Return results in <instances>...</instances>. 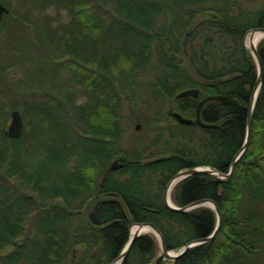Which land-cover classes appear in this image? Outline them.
<instances>
[{"label": "trees", "instance_id": "trees-1", "mask_svg": "<svg viewBox=\"0 0 264 264\" xmlns=\"http://www.w3.org/2000/svg\"><path fill=\"white\" fill-rule=\"evenodd\" d=\"M0 1L10 9L0 29L11 26L7 39L16 42L12 59L0 64V264H109L137 223L155 225L169 251L210 236L218 224L214 209L175 211L164 191L181 170L212 166L228 173L244 144L259 75L245 41L252 29L264 28V0H19L13 8ZM51 7L57 26L46 16ZM28 46L46 55L54 75L68 71L81 101L64 89L68 84L50 86L40 69L42 79L28 70L30 83L8 79L12 67L29 63ZM257 49L264 71V39ZM188 64L220 83H196ZM149 68L158 69L155 81L137 75ZM189 88H200L201 96L234 95L239 103L207 102L202 120L216 126L202 127L198 99H175ZM124 102L133 122L160 125L147 144L123 145ZM161 105L194 122L178 121L173 111L166 117ZM20 107L24 131L11 138L6 125ZM115 160L122 166L100 186ZM170 198L178 207L213 200L222 217L213 241L172 264H264V73L251 139L232 176L191 175ZM160 253L157 236L143 233L120 264H165Z\"/></svg>", "mask_w": 264, "mask_h": 264}, {"label": "water", "instance_id": "water-1", "mask_svg": "<svg viewBox=\"0 0 264 264\" xmlns=\"http://www.w3.org/2000/svg\"><path fill=\"white\" fill-rule=\"evenodd\" d=\"M10 13V9L3 4L0 1V24L3 20V17L5 14ZM254 31H260L264 33V28H255L252 29L250 32H254ZM249 32V33H250ZM248 33V34H249ZM247 34V36H248ZM246 36V37H247ZM245 46L246 48H248L251 53L253 54L257 65H258V71H259V75H258V79L256 82V85L254 87V90L252 92V96L249 102V106H248V114H247V129H246V138L244 141V144L242 145V147L238 150V152L235 154V156L232 159L231 162V167L228 173H224L219 171L218 169L212 167V166H201V167H195V168H191V169H185V170H181L179 171L176 175H174L172 177V179L168 182L165 191H164V203L167 207L178 211V212H186L192 209H195L197 207L200 206H209L212 209L215 210L217 216H218V224L216 229L214 230V232L207 237L204 238H200V239H196L193 240L192 242H190L189 244H187L186 246H184L182 248V250L180 252H178L177 254H172L171 251H169L166 248L164 239L162 237V234L160 232V230L153 224L151 223H137V224H132L130 226V239L128 241V243L126 244L124 250L121 252V254L114 259L112 262H110L109 264H120L125 257L128 255L130 249L132 248V246L134 245V242L136 241V239L142 235L144 232H142L143 228L145 226H149L152 228L153 233L157 236V238L160 241L161 244V249H162V256L166 259H170V260H177L178 258H180L181 256H183L190 248H193L195 246L204 244V243H208L211 242L215 239L217 233L220 230L221 227V223H222V217H221V212L220 209L218 207V205L210 199H202V200H198L195 202H192L186 206L183 207H178L175 206L174 203L172 202L171 198H170V194L171 191L173 189V187L175 186L176 183H178L179 181L191 176V175H195L198 173H207V174H212L215 175L221 179L227 180L229 179L234 170H235V166L238 162V160L241 158V156L244 154V152L246 151L250 139H251V131H252V118H253V111H254V106L258 97V93H259V89L262 83V79H263V63L260 57V54L258 52L257 49V45H248L246 44L245 41ZM186 71L189 74V76L198 84L203 85V86H216L220 83L221 79H215V80H211V79H206L203 78L202 76H200L197 71L194 69V67L191 64L186 65ZM201 96V90L200 88H189V89H185L182 90L181 92H179L175 99H182V98H187V97H193L195 99H200ZM210 101H218L221 103H225V104H238L239 101L238 99L234 96V95H224V94H215V95H208L205 96L204 98H202L198 104H197V108H196V121L202 126V127H206V128H211V127H215V124H208L205 123L202 120L201 117V111L203 109V107L205 106V104L207 102ZM11 115V122L8 126V129L6 131V135L11 137V138H18L22 135L23 131H24V127H25V122H24V118L23 115L21 113V111L19 109H13L10 112ZM173 116L180 122L182 123H187V124H191L194 122L193 119L191 118H187L185 116H183L181 113L179 112H174ZM163 158H158V159H154L153 161H159L162 160ZM122 166V163H120L118 160H115L109 167L108 169L104 172L103 176L99 179V185L102 186L103 182L105 181L107 175L114 169H117L119 167ZM138 226L137 230L132 234L131 229L133 226Z\"/></svg>", "mask_w": 264, "mask_h": 264}, {"label": "rangeland", "instance_id": "rangeland-1", "mask_svg": "<svg viewBox=\"0 0 264 264\" xmlns=\"http://www.w3.org/2000/svg\"><path fill=\"white\" fill-rule=\"evenodd\" d=\"M10 2V6L13 8L15 5H19L22 2H19V0H8ZM21 1V0H20ZM26 3V1H25ZM25 5V4H24ZM23 5V6H24ZM7 6V5H6ZM21 6V7H23ZM24 8V7H23ZM57 10L53 7L48 9V12L46 13V16L49 17L51 19V23L53 26H57L58 24V18H54L56 17L57 14ZM62 16H60V19L62 20H67V16L64 13H61ZM54 18V19H52ZM201 18V17H200ZM12 30L11 26H7L6 24H4V26L0 29V64H5L6 62L9 61V59H12V54L9 53V51H11L10 49L13 48L14 44L16 42H14V39H7L8 36L10 35ZM251 35V32L248 34V36ZM247 36V37H248ZM246 37V39H247ZM264 39V37L262 38ZM261 39V40H262ZM259 40V42L261 41ZM258 42V43H259ZM258 43L256 45H258ZM15 52V51H13ZM21 52H15L14 54L16 56H20ZM27 53L28 55H30V59H29V63H27L25 66H15L12 67L11 70L9 71L7 77L9 80L18 82H24L22 84L25 83H30L31 82V78L30 75L32 74V72H28V70L31 69H35V73L33 74L34 77L38 78V79H42L43 76L41 74V72H45L47 75L46 77H44V79L46 80L48 78V83L49 85H63V83L68 84V86L66 85L64 87V89H68L70 91H74L78 93V97L80 96V100L82 99L81 97V89L75 85L74 82H72V79L70 78V75L68 73V71L66 69H63L62 72L59 75H54L53 72L55 70V67L49 63L46 62L45 60V54L40 52L39 50H37L36 48L33 47H29L27 48ZM36 69H40L41 72L39 73V71H37ZM158 69H147V70H141L138 72V76L142 78V80H156V77L158 76ZM67 82V83H66ZM0 90H2L1 85H0ZM46 90V89H45ZM49 90L51 92H55L56 89L54 88H49ZM37 93L36 98L40 97L39 94V90L35 91ZM1 91H0V96H1ZM34 98V97H32ZM145 104L143 102L139 101V107L143 108ZM164 105H161L159 108V111L163 112V115H166V117H168V113L170 111L174 112H178L177 110L171 109V107L169 108H163ZM8 108V107H7ZM20 111L22 110V107L18 108ZM9 110V108L7 109ZM12 111V110H11ZM123 114H124V118H123V127L125 129V136L123 139V145L125 147L128 148H134L136 146L139 145H144L148 143V140L152 139L156 133L158 128L160 127V125L158 124H150V125H145L142 122H133L132 118H131V111L130 108L128 106V104L126 102H124V108H123ZM170 121V120H169ZM11 122V115L10 118L8 119L7 125H6V129H8V126ZM144 233H153V230L144 232ZM181 250H172V254H177L178 252H180ZM163 254L162 249H161V253L159 255ZM164 263L165 264H172L173 260L170 259H166L163 257Z\"/></svg>", "mask_w": 264, "mask_h": 264}, {"label": "bare ground", "instance_id": "bare-ground-1", "mask_svg": "<svg viewBox=\"0 0 264 264\" xmlns=\"http://www.w3.org/2000/svg\"><path fill=\"white\" fill-rule=\"evenodd\" d=\"M264 37V33L263 32H260V31H254V32H251V35H249L246 39V44L248 45H256L259 40H261L262 38ZM138 226H133L132 229H131V232L132 234L137 230ZM152 230L151 227L149 226H145L142 230V232H147V231H150Z\"/></svg>", "mask_w": 264, "mask_h": 264}, {"label": "flooded vegetation", "instance_id": "flooded-vegetation-1", "mask_svg": "<svg viewBox=\"0 0 264 264\" xmlns=\"http://www.w3.org/2000/svg\"><path fill=\"white\" fill-rule=\"evenodd\" d=\"M254 90V89H253ZM253 92V91H252ZM252 96V94H251ZM251 96H250V99H251ZM205 96H200V99H198V101H200L202 98H204ZM250 99H249V102H250ZM249 102H248V106H249ZM202 117V116H201Z\"/></svg>", "mask_w": 264, "mask_h": 264}]
</instances>
